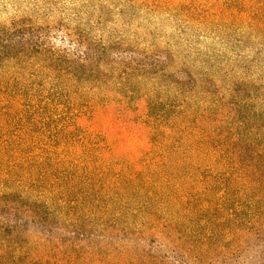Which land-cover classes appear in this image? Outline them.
<instances>
[{"label":"trees","instance_id":"obj_1","mask_svg":"<svg viewBox=\"0 0 264 264\" xmlns=\"http://www.w3.org/2000/svg\"><path fill=\"white\" fill-rule=\"evenodd\" d=\"M244 1L264 33V0ZM111 16L59 20L52 44L32 18L0 24V165L52 174L57 196L0 191V264H264V49L263 79L223 84Z\"/></svg>","mask_w":264,"mask_h":264},{"label":"rangeland","instance_id":"obj_2","mask_svg":"<svg viewBox=\"0 0 264 264\" xmlns=\"http://www.w3.org/2000/svg\"><path fill=\"white\" fill-rule=\"evenodd\" d=\"M240 1L235 15L228 17L221 14L219 9L236 5L232 4V0H0V24L8 23L13 18H32L35 25L49 27L52 44V24L65 19L70 27L83 24L90 28V24L85 22L86 18L96 17L99 7L106 5L113 8L108 28L115 26L126 33L130 40L135 41V46L170 50L178 62H183L187 58L185 56L189 55L195 72L206 68L204 60H210L209 71L222 79L223 84L230 77L248 74L253 79H263V72L255 65V52L264 49V33L252 29L241 11L247 12L252 6L244 0ZM258 4L253 3L255 7ZM122 8H127L126 15H119ZM241 52L253 63L250 68H244L246 73L241 68L232 70ZM227 72L231 75L226 76ZM149 87L146 85L145 90ZM240 91L242 94H253L247 88ZM258 100L260 102L262 99H255ZM7 166L0 165V191L17 190L33 198L48 200L51 204L56 202L53 201L57 200V196L52 194V174L45 177L43 171L38 170L33 176L18 167L12 175ZM250 257L251 251L244 249L240 262H232L250 264Z\"/></svg>","mask_w":264,"mask_h":264}]
</instances>
